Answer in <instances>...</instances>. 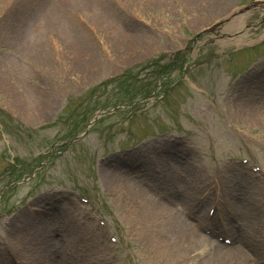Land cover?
<instances>
[{
  "label": "rangeland",
  "instance_id": "1",
  "mask_svg": "<svg viewBox=\"0 0 264 264\" xmlns=\"http://www.w3.org/2000/svg\"><path fill=\"white\" fill-rule=\"evenodd\" d=\"M36 1L27 3L36 6L33 9L36 21L25 27L29 36L32 31L41 30L43 21L53 18V13H59L63 14L65 21L75 14L83 15L98 30L99 37L89 36L83 30V35L77 34V41L74 40L81 51L46 52L51 61L43 64L42 69V64L40 67L35 65V72L39 70L37 79L43 81L38 98L45 102L41 109H35L27 105L29 98L23 97V69L20 67L17 73L13 72L12 78L5 69L14 66L10 49L23 54L28 50L29 42L36 40L27 37L22 43L16 40L12 43L10 38L8 44L11 48L6 42L2 43L1 30L8 27L0 24V105L17 117L12 125L19 128L7 135L5 145L0 141V147L9 153L8 160L0 157V211L9 210L7 218L12 221L17 207L24 202L30 203L29 198L34 194L42 202L41 194H47L48 189L78 190L96 203L109 231L115 233L126 248L115 251L108 245L102 255L101 250L79 238L82 232L77 221L74 223L66 219L68 215L63 217L57 213L54 225L45 234H50L51 244L42 250L41 239V244L39 239L34 240L36 258L20 259L26 264L34 261L38 264H200L209 257L202 259L208 250L214 248L213 244L206 245L207 251L205 247L189 248L188 259L183 253L187 252L186 246L180 243L178 233L169 236L176 248L167 246L164 252L154 253L145 239L143 225L133 226V219L140 210H131L126 203L133 200L137 191L133 186L124 193L113 189V184L99 167L102 164L99 156L103 153L116 157L118 161L120 158L126 161L122 164L126 171L142 174L136 181L143 186L136 181H131L132 185L143 189L147 183L186 202H191L194 195L200 196L201 191L210 185L211 173L218 175L237 166V171L228 174L223 181L232 186L233 191L227 198L238 206L239 212L231 214L234 219L232 216L219 221L217 227L229 236L234 232L239 239L247 241V249L254 250L258 231L253 228V222L264 228V180L242 175L243 168L236 165L232 157L249 156L251 161L264 167V119L259 117V113L264 112L261 109L258 113L255 109L252 114L245 102L246 97L257 91L250 86L253 82L264 84L263 61L258 59V63H253L256 55L263 57L264 44L252 47L258 38L264 36V9L259 4L264 0H257L256 6L250 5L256 0H217L220 9L213 12L209 6L212 0H104V3L95 0V3L89 2V6L96 20L75 4L77 0H41L46 5L45 10ZM21 3L8 4L7 0H0V16L2 6H6L7 12L15 11ZM248 7L258 10L254 18H261L263 22L258 24L260 20H257L253 22L255 25L245 28L243 42L237 44L233 38V42L226 43L227 36L215 30L202 32L218 18H227L235 11H238L237 16L243 14L244 28L250 22L249 10H245ZM108 9L122 12L132 26L130 31L118 27L127 35L124 45L105 36L110 29L109 22L105 25L106 22L101 21L104 16L108 18ZM59 23L48 26L44 34L38 32L30 37L49 44L52 50L49 40L54 37L59 41L57 36L62 28ZM228 23H222L218 30ZM55 53L58 58L53 57ZM214 55H219L217 61L201 64ZM245 68L249 69L243 71ZM226 69L235 71L234 78L225 73ZM9 87H15L14 92L21 104L29 107L28 114L19 112L15 105L17 98L15 95L12 98L13 90ZM261 92L264 104V87ZM95 104L104 106L99 116L95 118V115L90 121L81 119L85 109ZM94 109L91 117L98 110ZM56 131H60L61 136H54ZM188 131L191 133L182 144L167 140L172 133L185 134ZM59 150L62 151L60 155ZM15 158H21L17 167L11 166ZM26 163L39 165L35 169L27 168ZM143 190L137 196L145 194L150 203L153 200L145 191L156 199L160 198L155 192H149L151 189ZM210 203L200 206L204 213ZM62 204L61 209H66L73 218L80 216L76 213L82 211L81 206ZM229 209L224 210L230 216ZM15 220L10 227L15 225ZM175 220L180 219L176 217ZM228 227L232 233H228ZM14 231L16 226L10 230L9 224L5 225L0 216V237L13 242ZM187 232L184 228L182 236ZM186 244H190L188 240ZM176 249L182 253L174 255ZM112 252L117 254L115 259L110 258ZM226 255L224 257H228ZM123 256L130 261L125 263ZM257 257L264 260V251L257 253ZM212 261L217 264L213 257ZM239 261L247 263L242 257L236 262L230 259L218 264H238Z\"/></svg>",
  "mask_w": 264,
  "mask_h": 264
},
{
  "label": "bare ground",
  "instance_id": "2",
  "mask_svg": "<svg viewBox=\"0 0 264 264\" xmlns=\"http://www.w3.org/2000/svg\"><path fill=\"white\" fill-rule=\"evenodd\" d=\"M68 2H70L71 0H67ZM212 4H210V9L211 11H217L218 9H220L219 6H217V0H212L211 1ZM83 1L77 0L75 2L76 5L80 4V8L82 10H87L88 15H90L91 18H95L94 15H92L90 13L91 11V6H89L87 3L82 4ZM39 5L42 7H45L46 5L44 3H42L41 1H39ZM78 8V9H80ZM28 6L24 3L22 5L19 6V17L17 19V24L19 25L18 28H15L14 26L12 27L14 31H16V34H14V36L12 37V42L14 40L16 41H25L26 38L28 37V40L30 38V36L27 33L26 30V26H30V23H33V14L32 16H30V13L28 12ZM80 9V10H81ZM236 12V11H235ZM230 16H232V23H230L229 25H226L224 27H222L221 30H218V27L221 26V24H219V26L213 28V30L218 31L220 33H232L235 32V34H237L239 31H237L240 25V15L239 16H234L233 14H228ZM89 17V16H88ZM57 20L60 22V26L62 27L60 29V32H58L59 36V42L61 43V51L66 50L68 53L70 51L76 50V51H81L78 49V45L76 44L77 39L75 38L79 32L77 25H74L72 22H68L65 21L63 19V14L60 15V17L57 18ZM115 29V31H117L120 34H115V32H113V28ZM107 25V23H106ZM109 28L107 30V34H105V36H110L111 41H117V42H121L120 44L124 45L125 44V39L126 36L125 33H121L119 31V28L114 26L112 23H108ZM80 34V33H79ZM242 36L240 34H237V38H235V41L240 42L242 41ZM76 40V41H74ZM231 40V38H230ZM225 42H229V41H225ZM69 48V49H68ZM41 52V54H38L37 56L40 58V60L42 62H48L47 56L43 53V47L40 48L39 50ZM71 56V55H70ZM263 85H259L257 88L255 87V90H257L254 94H251L250 96L245 98V102L247 103V107L248 110L254 114L255 109L256 111L259 113V111L262 109V111L264 112V104H262V92L263 91ZM12 90H15V87L11 88ZM257 94V95H256ZM13 95L17 94L15 92H13ZM19 95V94H18ZM256 96V97H255ZM17 99H15L17 101V108L19 110L20 113L26 115L28 114L29 111V107L28 106H23L20 102V99L17 97H15ZM21 101L24 102L25 100L23 99V97L21 96ZM39 103H37L38 105ZM42 107L36 106L35 109H41ZM259 117L264 119V114H260L259 113ZM103 172H104V177L113 184V189H116V191L118 193H124L126 191L129 192V189L133 186V190L136 192L137 191V195L140 191H144L142 187H138L137 185H135L128 179V177H126L125 175H121L119 174L116 169H111V167H107L103 166L101 167ZM118 169V168H117ZM135 187H137L135 189ZM263 189V187H262ZM223 190V188H222ZM226 192H228V188L225 189ZM134 193V192H133ZM145 193L151 197V199L153 200L151 204L148 200V197L145 196V194L140 193V196L138 197L137 195L133 197L132 201H128L126 202L129 205V208L132 210H140V213H138V216L136 217V219H133L135 221V225H143V229L142 231H145L146 235L145 239L147 241H149L150 247L151 249L155 252H164L165 247L167 246H174L175 242L169 237L171 235L174 234H179L180 236V243H182L183 245L186 246L187 252H183L185 255L188 256V259L190 257V252L188 251V249H199V248H204L207 251L208 248H206V245L209 244H214V248H211L208 252L207 255H209V257L207 259L202 260L200 264H213L212 261V257L216 260V263H223L225 261H228L227 259H224V256L222 251H221V247L225 248L222 249L224 250V252H227L228 249L232 248V250H234L233 253H231V255L229 257H231L232 260L238 261L241 260V258L243 257L244 259L246 258L247 263L239 261L238 264H250V260L253 257H256L255 254H250V253H246L244 252L240 247V246H236V244L230 245V246H225V245H221L218 242L213 241L211 238L202 235L201 233H199L198 231L195 230V226L192 224V221L188 220V219H184L181 218L180 216V212H181V208L182 205H186L185 202H182V205H172L166 202L161 201L160 199H156L157 197L151 195L150 193L146 192ZM136 194V193H134ZM155 198V199H154ZM214 202V200H213ZM226 202V203H225ZM156 204V205H155ZM198 204V202H188L187 205L189 207H191L192 212H194L195 210H198L196 207V205ZM232 205V203L228 200L226 201H222V208L221 210H223V208H228ZM230 218L233 216L231 215L233 212L235 214V205L233 204L232 207H230ZM208 209L205 212L206 214L201 213V216H198V219H202V221H206L208 223H211V219H209L208 217ZM196 213V212H195ZM176 217H179L180 220H175ZM234 218V217H233ZM26 219L28 220V222L26 221ZM37 220V217H32L30 218H26L25 215H18L16 220H15V225L17 224L18 227V231L16 232V234H14L15 240H14V247L16 249V253L18 254V252H20L19 250H21V257H30L33 260L36 258V254L33 252L35 251V247L32 244V242L35 240L36 236L34 234V227H37L39 224V222H42L41 220H39V222H35ZM47 221V220H45ZM32 222V223H31ZM35 222V225H33V223ZM49 224L51 223L50 221H47ZM44 222L41 223V225ZM14 225V226H15ZM13 226V227H14ZM13 227H11L10 229H13ZM184 228H187L188 232L186 233V236L183 235L182 236V231H184ZM157 232H159V234H157ZM40 238L43 237V232L40 231ZM157 235H160L157 236ZM264 236V235H263ZM182 237H184L185 239H182ZM256 240L258 243V248L260 250H258L259 252L264 250V237H259L256 236ZM39 238V239H40ZM189 241V245L186 244V241ZM21 247V248H20ZM176 248V246H174ZM42 249L44 250V248L42 247ZM173 250V249H171ZM174 255H179L182 253V251L180 249H176L174 252ZM261 264H264V261L260 262ZM33 264V263H32ZM34 264H38L37 262H35ZM192 264V263H189ZM197 264V263H194ZM252 264V263H251Z\"/></svg>",
  "mask_w": 264,
  "mask_h": 264
}]
</instances>
